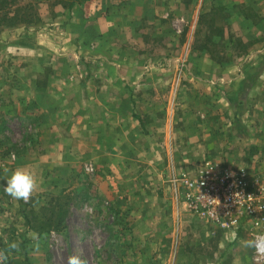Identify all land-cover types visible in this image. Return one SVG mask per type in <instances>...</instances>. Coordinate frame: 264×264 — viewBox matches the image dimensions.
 Here are the masks:
<instances>
[{
	"label": "rangeland",
	"instance_id": "rangeland-1",
	"mask_svg": "<svg viewBox=\"0 0 264 264\" xmlns=\"http://www.w3.org/2000/svg\"><path fill=\"white\" fill-rule=\"evenodd\" d=\"M95 1L0 0V86L11 90L0 93L4 104L17 102L19 85L27 88L31 85L35 78L32 68L40 63V59H35L34 48L18 46V38L21 36L30 45L39 39L47 50L68 52L67 39L61 37L62 28L73 16L92 13ZM197 1H187L182 15L172 16L165 28L156 20L148 27L140 26L149 44L145 48L134 45V0H100L99 15L107 22L101 44L105 63L79 61L85 68L120 66L126 72L124 98L132 100L133 117H139L143 132L153 130L150 136L154 135L155 151L142 156L123 155L129 163L122 166L119 161L115 163L119 156H112L111 163L121 166L126 180L131 178L133 185L134 176L146 175L141 169L151 170L148 173L151 179H142L144 183L154 182L156 190L169 184L174 202L169 204L159 197L155 201L149 197L142 200L132 192L116 195L114 187H110L111 172L98 170L91 161L73 164L75 167L81 164V171L74 168L68 174H55L56 183L54 180L52 186L35 189L27 202L5 198L2 188L0 252L7 256L6 264H67L70 255L81 256L86 264H167L169 259L176 258L186 264H205L216 257L224 264L233 258L238 264H264L254 260L249 229L228 236L189 212L179 200L183 198V190L178 177L203 159H214L225 168L242 170L249 182L258 181L264 186V147H261L264 139L257 136L255 141L248 136L263 133L264 121L249 124L243 120L245 107L239 105L240 87L229 94L228 112L225 84H212L226 68L252 69L260 62V66L264 64L262 54L260 58L254 53L257 47H264V0ZM146 54L155 68L140 83L153 84L149 94L155 100L152 107L146 106L145 100L135 107L134 66H140L139 59ZM252 55L253 59L245 62V57ZM45 63L42 65L47 66ZM56 64L61 62L58 60ZM253 82L250 79L247 83ZM2 109L1 150L15 154L34 151L35 146L49 141L36 137V124L19 122L11 115L12 111L7 114ZM147 116L149 124L145 121ZM164 125L168 127V135L172 132V137L166 140L162 138ZM58 131L60 137L64 135ZM227 131L233 133L232 137L221 138ZM133 136L134 132L128 141L134 145ZM217 141L231 144L229 155L214 152L212 147ZM254 141L257 144L249 148L248 144ZM6 157L1 154L0 162H7ZM126 180L123 178L124 190ZM170 196L167 201H171ZM12 243L17 247L10 248Z\"/></svg>",
	"mask_w": 264,
	"mask_h": 264
},
{
	"label": "crops",
	"instance_id": "crops-1",
	"mask_svg": "<svg viewBox=\"0 0 264 264\" xmlns=\"http://www.w3.org/2000/svg\"><path fill=\"white\" fill-rule=\"evenodd\" d=\"M187 1L191 2V0H134V45L138 44L146 48L148 44L145 41L144 33L139 29L140 26L145 24L148 27L149 24L152 25V20H156L161 28H165V24L170 23L172 16L182 15ZM198 1L201 3L202 0ZM197 2L194 4L197 5ZM101 5L100 0L93 2L92 13L75 15L69 19L64 30L62 28L61 37L67 39L65 45L69 47L68 52L58 49L47 50L42 47V42L39 39L30 45L26 41H22L21 36L18 38V42H16L19 44L18 46L34 48L35 59H40V63L36 62L38 66L32 68L35 78L31 85L28 88L25 85H19L17 102L13 100V102L9 101L8 104H4L6 103L3 102L5 99L2 100L1 98L0 107H3L2 111L6 113L12 111L11 115L19 122L36 124V137L40 139L45 137L49 141L41 144V146H35L34 151L22 150L23 152L16 154L0 149V155L3 154L8 159L7 162H0V191L4 188L10 171L16 167H24L31 171L36 178V189L40 191L44 185L52 186L54 180L56 183L57 179L53 176L59 172H67L68 174L74 168H80L81 171V164L79 167H75L73 165L75 162L91 161L94 167H98V170L104 169L106 173L111 172L110 178L113 186L110 187H114L116 195L121 196L132 192L134 195H139L142 200H149L147 198L149 197L155 201L159 197L166 200V203L174 202L169 184H162L161 188L156 190L153 187L154 182L144 183L142 179H151L148 174L151 170L147 172L148 170L141 169L143 173L146 172V175H139V178L134 176V185L133 180L129 178L130 181H127V177L121 171L122 164L129 163L124 157L122 158L123 155L142 156L151 154V151L154 150V135L150 136L153 134V130H150L149 133L143 132L139 117H133L132 100L124 98L123 93L127 91L123 83L126 72L120 66H90L85 68L80 66L81 63L79 64V61L84 60L95 64L105 63L106 58L101 56L103 47L101 44L105 39L104 33L107 22L99 15L102 9ZM147 32L145 31V34ZM263 52L264 47L259 46L254 53L261 58V54L264 57ZM148 57L149 54L142 56L139 59L140 66H134L135 107L140 106L142 100L146 101V106L152 107L154 104L155 99L149 94L154 89L153 84L150 82L140 83V80L148 79L154 72L155 65L149 61ZM253 57L254 55L249 56L248 59L245 57V62L252 60ZM135 59L137 57L134 56ZM58 60L61 65L56 64ZM43 63L47 66H43ZM260 64L252 69H247L245 66L226 68L212 82L216 86L225 84V107L228 112L230 110L229 102H231L229 94L237 86L240 87L242 102L239 105L245 107L243 120L249 124H260L264 121V64L262 66ZM250 79H254V82L248 84ZM239 80L240 83H237ZM30 90L33 93L28 94L27 92ZM9 91L11 90L9 88L6 90L5 85L0 86V93ZM142 96L144 99L141 98ZM5 107L7 110H4ZM8 116L10 118V114ZM142 117L144 118V115ZM145 121L149 124L148 116ZM230 121L232 122L233 119ZM231 122L227 124V127ZM256 128L258 131L259 129L262 130L260 127ZM58 130H61L64 135L60 137ZM167 130L168 127L164 125L162 138L165 140L172 137V132L168 135ZM133 132L134 145L128 141ZM232 135L233 133L227 131L225 136H221V138H229ZM248 136H251L249 139L253 138L255 141L257 136L259 140L264 139V130L263 133L258 132ZM255 141L249 143L248 147L250 148L253 143L257 144ZM228 143L220 144L217 141L214 142L212 148L216 153L224 152L229 155V145L231 144ZM123 147L126 149L123 150ZM261 147H264L262 141ZM221 148H226V150L223 151ZM26 156L28 157L27 161H24ZM112 156H119L115 163L117 164L119 161L121 166L116 167L114 163H111L114 158ZM82 159L86 160L81 162ZM139 161L141 160L139 159ZM102 177L106 178L104 175ZM123 178L126 180L125 190L122 188ZM101 180L105 181L106 179ZM128 187H132L134 192ZM138 191L139 193H137ZM1 192L5 198L12 199L4 190ZM169 196L172 198L171 201H167ZM179 200L183 207H186L184 199L179 198ZM228 236L233 235L228 234ZM167 264H186V261L180 258L172 261L169 259ZM205 264H224V262L216 257L205 261ZM225 264H238V262L233 258L226 261Z\"/></svg>",
	"mask_w": 264,
	"mask_h": 264
},
{
	"label": "built area",
	"instance_id": "built-area-1",
	"mask_svg": "<svg viewBox=\"0 0 264 264\" xmlns=\"http://www.w3.org/2000/svg\"><path fill=\"white\" fill-rule=\"evenodd\" d=\"M178 180L189 212L212 227L235 236L249 229L254 260L264 261V186L249 182L242 170L203 159L182 171Z\"/></svg>",
	"mask_w": 264,
	"mask_h": 264
},
{
	"label": "clouds",
	"instance_id": "clouds-1",
	"mask_svg": "<svg viewBox=\"0 0 264 264\" xmlns=\"http://www.w3.org/2000/svg\"><path fill=\"white\" fill-rule=\"evenodd\" d=\"M36 178L31 171L24 167H16L10 171L7 176L4 192L14 200L27 202L36 189ZM10 248H16L17 245L12 243ZM7 256L0 252V264H6ZM67 264H86V261L79 255H70L67 258Z\"/></svg>",
	"mask_w": 264,
	"mask_h": 264
}]
</instances>
